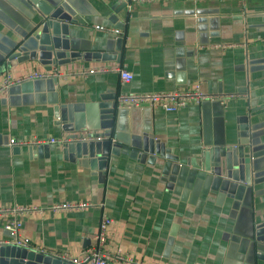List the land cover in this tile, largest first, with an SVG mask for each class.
Masks as SVG:
<instances>
[{"label":"crops","instance_id":"0c3cea01","mask_svg":"<svg viewBox=\"0 0 264 264\" xmlns=\"http://www.w3.org/2000/svg\"><path fill=\"white\" fill-rule=\"evenodd\" d=\"M58 8L74 20L69 54H79L75 61L6 66L7 53ZM55 68L73 74L123 68L132 79L123 83L114 71L56 77V82L52 77L24 81L0 94V207L45 210L20 219L21 238L47 256L76 257L93 247L105 214L111 220L106 250L141 264H264V244L255 237L264 224V0H0V84L5 74L18 80ZM195 84L225 96L224 103L188 104L172 113L115 103L119 93L172 92ZM55 104L77 107L72 115L82 118H97L100 104L115 106L110 145L120 147H113L117 155L110 152L106 169L98 168L97 159L58 145H9L11 139L69 136L57 124ZM244 130L250 183L235 182L233 195L213 189L202 171L186 165L205 150L237 147ZM148 135L157 142V153H146L141 162L140 141ZM137 137L140 149L131 145ZM169 156L179 166L172 177L163 174ZM77 201L92 206L81 212L47 210ZM8 238L0 221V239Z\"/></svg>","mask_w":264,"mask_h":264},{"label":"water","instance_id":"95a60500","mask_svg":"<svg viewBox=\"0 0 264 264\" xmlns=\"http://www.w3.org/2000/svg\"><path fill=\"white\" fill-rule=\"evenodd\" d=\"M71 22H74V20L66 13H63L60 8L55 9L50 14H44L42 19L30 30L24 43L7 53L5 65L17 66L36 61L43 66H61L74 62V59L79 54H69L71 49L69 24ZM53 80L56 82L57 78H53ZM104 98L102 97V99ZM75 108L77 109L75 106L54 105V117L57 120V124L65 132L69 133V136L65 137L68 142L62 146L63 151L76 150L84 158H86L85 155L93 157L98 161V168L104 170L106 169L110 152L116 154L113 149L120 147L115 144L114 148H111L110 145L113 122L117 121V109L109 104H100L97 118L90 116L82 118L83 115L81 114L72 115L73 109L76 111ZM89 108L93 110L95 106H90ZM89 114L92 115V113ZM98 130L104 131L102 136L96 133ZM244 132L246 130L241 133V141L237 147L222 148L219 146L215 149L205 150L202 154L189 160L186 165L197 172L202 171L205 177L210 179L213 189H220L233 195L236 190L235 182L240 181L246 185L250 183L249 166L251 158L248 146L249 140L248 137L246 139ZM103 136L107 140L97 141L91 139ZM152 137V135H148L143 142L140 141L143 148L139 143L138 137L134 138L136 141L131 144L135 149H140L141 147L145 152V154L138 155L141 162L147 157L146 153L152 154L154 151L157 153V142L153 141ZM42 146L47 147L48 145ZM166 159L169 162L164 164L163 174L170 173L172 177L179 170V166L176 164L178 160L171 156ZM255 237L257 242L264 244V224L257 227ZM0 264L70 263L33 251L27 252L14 246H0Z\"/></svg>","mask_w":264,"mask_h":264},{"label":"built area","instance_id":"2783aa9c","mask_svg":"<svg viewBox=\"0 0 264 264\" xmlns=\"http://www.w3.org/2000/svg\"><path fill=\"white\" fill-rule=\"evenodd\" d=\"M129 3H144L152 4L162 0H127ZM199 1V0H193ZM223 1V0H218ZM233 1V0H229ZM237 1V0H234ZM95 30L103 31L109 34L118 35L120 32L117 29H109L100 26H95ZM114 71L120 76V80L123 83H129L132 79V75L123 68L111 69H99V70H78V72L61 73L56 68L49 71H38L32 72L25 77H21L18 80L12 78L11 75L5 74L2 77L0 84V94H5L7 90L20 84L24 81L46 79V78H67L72 75L87 76L97 72ZM225 96H218L207 94L201 90L200 84H195L187 89H179L172 92H148V93H119L116 96V106L118 108L134 109V108H153L160 109L166 113L176 112L177 110L184 108L188 104L200 105L204 102H218L223 104ZM97 141H102V137L91 138ZM68 140L65 138H48V140H40L36 138L25 139V140H10L9 145L16 147H31V146H42V145H58L63 146ZM92 206L90 202H69V203H55L50 205L47 210L52 213H69V212H81L89 209ZM45 210L37 205H26V206H2L0 207V221L2 222V228L9 238L6 240L0 239V246H14L20 249H24L27 252L33 251L36 253L44 254L42 250H37L32 246L30 240L21 238L19 231L22 223L20 219L27 214H42ZM111 224V220L103 214L94 235V245L90 250L82 252L78 256H70L68 254H56L52 253V256L68 262L70 264H141L135 261L131 256L121 253H109L106 250L107 246V231ZM51 256V254L49 255Z\"/></svg>","mask_w":264,"mask_h":264}]
</instances>
